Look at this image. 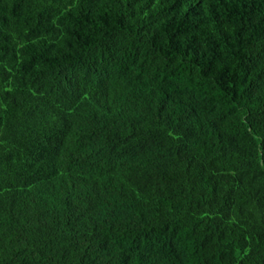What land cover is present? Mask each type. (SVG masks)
<instances>
[{
    "label": "trees",
    "instance_id": "16d2710c",
    "mask_svg": "<svg viewBox=\"0 0 264 264\" xmlns=\"http://www.w3.org/2000/svg\"><path fill=\"white\" fill-rule=\"evenodd\" d=\"M0 264H264V0H0Z\"/></svg>",
    "mask_w": 264,
    "mask_h": 264
}]
</instances>
